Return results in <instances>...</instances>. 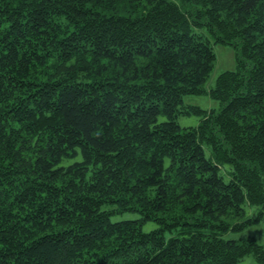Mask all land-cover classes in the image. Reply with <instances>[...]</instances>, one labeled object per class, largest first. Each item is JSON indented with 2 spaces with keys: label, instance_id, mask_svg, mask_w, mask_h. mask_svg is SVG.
Segmentation results:
<instances>
[{
  "label": "trees",
  "instance_id": "obj_1",
  "mask_svg": "<svg viewBox=\"0 0 264 264\" xmlns=\"http://www.w3.org/2000/svg\"><path fill=\"white\" fill-rule=\"evenodd\" d=\"M260 223L264 0H0V264H264Z\"/></svg>",
  "mask_w": 264,
  "mask_h": 264
},
{
  "label": "rangeland",
  "instance_id": "obj_2",
  "mask_svg": "<svg viewBox=\"0 0 264 264\" xmlns=\"http://www.w3.org/2000/svg\"><path fill=\"white\" fill-rule=\"evenodd\" d=\"M214 53L216 55V62L213 68L212 73L210 74L207 82L205 83V89L209 90L215 86L217 77L225 72V71H232L235 69L236 60H235V51L234 48L230 45H216L213 47ZM184 105L189 106H197L202 110H215L219 109V105L217 102L210 99L207 95L202 96H186L184 97ZM178 124L182 128H190L196 127L199 124V116L197 115H179L178 117ZM209 152L207 151V155ZM227 181V179H226ZM247 212H252V214L256 213V209L247 208ZM251 215V214H250ZM140 214L137 212H126L123 213L120 217L124 220H135L140 219ZM158 226L154 222H147L143 225V230L145 232H149L153 229H156ZM251 237L255 239L259 244H264L263 238V224L260 223L258 225H253L250 227L245 228L239 232H228L223 235L224 239H233V240H241ZM238 264H257L252 255L246 256L242 261Z\"/></svg>",
  "mask_w": 264,
  "mask_h": 264
}]
</instances>
